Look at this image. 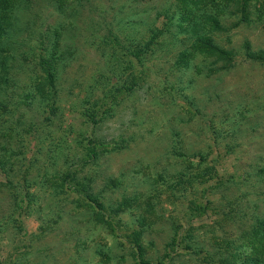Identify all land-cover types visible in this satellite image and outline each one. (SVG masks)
I'll use <instances>...</instances> for the list:
<instances>
[{
  "label": "trees",
  "instance_id": "trees-1",
  "mask_svg": "<svg viewBox=\"0 0 264 264\" xmlns=\"http://www.w3.org/2000/svg\"><path fill=\"white\" fill-rule=\"evenodd\" d=\"M185 1L187 3L182 2L178 14L166 17L162 11L157 10L152 20L148 14L147 28L143 27V23H146L145 13L125 16L120 20L118 17L113 18L108 24L104 22L102 15L99 16L102 23L100 28L104 30L102 36L97 39L110 57L105 55L103 73L89 79L80 98L79 94L71 92L69 83L65 86L67 82L59 75L66 55L63 47L62 17H59L57 24L42 21L40 26H33L31 20L36 14L34 2L37 0H0V235H7V228L10 227L14 231L11 235L15 239L13 243L16 242L18 246L24 241L21 249L13 245L6 260L0 259V263L38 264L37 257L45 254L50 248L49 241L44 240L46 236L49 237L50 232L41 228L40 235L30 236L24 231L22 215L27 209L36 211L43 225L47 223L46 217L56 215V221L61 219L64 224L70 222L74 228L80 226L79 219H84V223L92 225L88 228L89 231L100 227L101 231L107 230L110 235L98 234L84 239L85 241L77 237V244L82 251L92 250L93 255L90 257L98 256L95 264L125 262V257L111 254L114 248L129 250L131 264L172 263L174 258L182 256L179 252L181 250L186 255L204 257L201 264H264V192L255 195L256 201L247 203H243L244 194L237 200L231 198L233 194L230 192L232 187L237 188L239 185H245L246 189H249L248 185L252 183L253 178L262 179L264 167L255 165L254 175H220L214 163L206 166L208 155L193 153L184 148V144L182 148V141L175 139L179 133L172 131L169 139L173 146L170 152L165 153L164 161L168 165L162 174H150L149 178L153 181L150 189L141 196H122V202L116 203L114 210H108L107 207L112 208L114 205L106 204L100 195H103L106 187L114 191L118 186H122L123 182L108 176L103 190L96 193L92 188L91 177H78L83 170L90 167L95 169L105 155L118 149L115 140H108L106 143L97 141L89 133H96L97 128H101L108 118L113 116L123 95L140 89L139 82L144 83L149 73L146 63L150 58L156 55L160 58L165 55L178 56L177 59L169 58L171 60L165 63L172 69L189 71L190 58L208 49L212 54L206 59L213 58L210 63L213 65V73L223 69L221 66L216 67L218 63L227 61L221 60L219 55L231 58L233 48L225 50L218 47L213 43L212 35L223 31L219 17L232 13L230 8L234 7V0ZM248 1L264 8V0ZM87 2L90 1L76 0V4ZM48 5V9L54 11L57 16H66L64 9L68 4L65 1L49 0ZM95 9L90 6V10ZM163 17L171 22L167 31H163L160 26V19ZM209 25L211 28H208ZM179 34L188 36L190 47L172 42L176 41ZM168 40L171 41L169 49L166 45ZM33 55L36 56L31 57ZM249 56L264 62V51ZM111 58H114L113 62H110ZM122 60L128 67H138L135 75H122L125 69ZM120 68L121 75L118 73ZM112 80H115V83ZM69 98L71 101H68L67 105ZM187 107L192 109V102L188 103ZM67 112L76 114V118L80 120L85 119L86 131L81 134L70 123L61 131L60 136L52 137L45 144L48 139L46 132L50 129H62L59 124L63 123ZM56 121L57 128L54 124ZM74 133L75 136L68 139L69 135ZM51 134L55 136V133ZM72 140L77 146L82 145L83 158L79 162L61 163V153L72 147ZM149 170L150 166L143 169L145 174L151 173ZM97 174L98 172L94 171L93 176L97 177ZM13 177H17V181L12 180ZM156 183L160 185L157 186ZM33 189L38 193L35 194ZM222 191L223 201L218 203L213 197ZM162 192L185 206L186 211L183 216L167 225L172 232L169 242L163 245L158 260L151 262L147 260L146 249L147 244L151 248L154 243H147L142 234L147 225L151 228L158 225L156 223L159 218L153 199L160 200ZM251 193L248 192L249 196ZM64 199L70 201L68 208ZM218 206L220 209H228L229 213L238 211L241 216L239 220L233 219V225L227 230L218 229L220 237L215 236L218 232L215 230L208 244L196 236L194 231L198 228H194L192 222ZM134 209L138 211L135 215L140 214L136 221L140 229L127 236L126 240L120 241L116 236L119 224L112 218V214L115 216ZM246 213H251V216ZM142 214H149L150 218L146 220ZM152 217L156 219L153 220ZM183 229L184 234H181ZM74 235L75 233L71 234V237ZM26 238L29 242L41 240L42 247L35 248L26 244ZM180 246L182 248H179ZM209 247L214 249L212 253ZM75 254L79 258L82 257L81 252ZM78 257L71 259V264H85L84 258V261L79 263Z\"/></svg>",
  "mask_w": 264,
  "mask_h": 264
},
{
  "label": "rangeland",
  "instance_id": "rangeland-1",
  "mask_svg": "<svg viewBox=\"0 0 264 264\" xmlns=\"http://www.w3.org/2000/svg\"><path fill=\"white\" fill-rule=\"evenodd\" d=\"M48 1L37 0L34 2L36 14L33 15L31 24L40 26L42 21L57 24L59 17H62L63 47L66 50V55H64L65 60L59 75L67 82L65 86H68L69 83L71 92L79 94L80 98L89 79L103 73L102 66L105 55L110 57L106 49H103L100 40L97 39L102 36L104 30L102 27L100 28L102 23L99 16L102 15L104 22L108 24L113 21V18L118 17L120 20L125 16L136 14L138 16L140 13H145L146 22L148 14H150L151 20L157 10L162 11L166 17L171 16L179 13L182 2L187 3L185 0L181 2L180 0H89L88 4H76V0H63L68 4L64 9L66 16H57L54 11L48 9ZM234 2V7L230 8L232 13L219 17L223 31H217L212 35L213 43L218 47L225 50L233 48L231 58L219 55L221 60H227L226 63L220 62L216 65L217 68L221 66L223 69L215 73L212 72L213 65L210 63L213 58L206 59L212 54L208 49L202 53L194 54L190 58L191 69L189 71L172 69L168 63H165L171 60L169 58L177 59L178 56L167 57L165 55L160 58L159 55H156L146 63L149 73L146 75L144 83L139 82L140 89L132 94L123 95L113 116L108 118L101 128H97L96 133H89L97 141L106 143L113 139L118 146L115 152L105 155L95 169L90 167L78 174V177L83 175L82 177L92 178V188L96 193L103 190V184L108 176L123 182L122 186H118L114 191L106 187L103 195H100L106 204L114 205L112 208L107 207L108 210H114L115 204L122 202V196H141L150 189L153 181L149 175L162 174L163 169L168 165L164 161V156L166 152H170L171 146H173L169 139L172 131L179 133L175 139L182 141V148L185 145L184 148L193 153L208 155L206 166H211L214 163L220 175L229 176L233 173L254 175L255 165L259 168L264 167V62L254 60L249 56V54L264 51V8L248 0L247 2L234 0ZM90 6L96 8L95 11L90 10ZM166 20L165 17L160 19L163 31L169 30L171 24L169 20ZM143 24V27L147 28L148 23ZM129 29L127 28V30ZM187 37L186 34H179L176 41L172 40V42L190 47L191 44ZM170 42V40L167 41V49H169ZM34 56L36 55L31 57ZM113 60L114 58H111L110 62ZM122 62L125 61L122 60ZM124 66L122 74L124 77L133 76L138 71L136 65L128 67L124 63ZM118 71L121 75V68ZM112 82L115 83V80ZM68 101L71 99L67 100V105ZM191 102L192 109L187 107V104ZM65 108L68 110L67 107ZM63 119V123L59 124V128L62 129L55 131L50 129L46 132L48 139L45 144L52 137L60 136L61 131L70 123L81 134L87 129V125L84 124L85 119L76 118V114L67 112ZM54 124L57 128L58 121ZM51 133H55V136ZM75 134L69 135L68 139H71ZM63 152L59 160L61 163L69 164L72 161L79 162L84 154L82 145L77 146L73 140L72 147ZM149 166L151 173L145 174L143 169L149 168ZM94 171L98 172L97 177L93 176ZM17 179V177L12 178L15 181ZM158 183L155 185L159 186ZM248 186L249 189H246L245 185H239L237 188L232 187L230 192L233 196L231 198L238 200L244 194L245 201L243 203L256 201L255 195L264 192V175L262 179L253 178L252 183ZM249 191L252 192L251 196L248 194ZM33 192L38 193L35 189ZM222 193L224 192H219L213 199H216L218 203L223 201ZM161 196L160 200L153 199L159 218L156 223L158 225L152 228L147 225L142 234L147 243L150 241L154 243V247L150 248L144 242L147 244V260L151 262L158 260L163 245L165 242H169L172 232L169 231L167 225L183 216L186 211L185 206L169 197L168 194L162 192ZM69 199L71 200V198ZM69 202L68 199H64L67 208L70 206ZM220 208V206L214 207L192 222L193 227L198 228L194 233L199 237V240L209 244L211 242L209 238L212 237L215 230L218 231L215 236L220 237L218 229L227 230L233 225V219H240L241 214L238 211L234 210L229 213L228 209ZM137 213L138 211L134 209L133 211L120 212L115 216L112 214V218L119 224L116 236L120 241L126 240L127 236L140 229L136 223L140 216V214L135 215ZM246 214L251 216V213ZM142 216L146 220L150 218L149 214H142ZM56 217V215L46 217L47 223L43 225L36 211H27L26 209L22 215L23 228L28 235H40L41 228L50 232L49 237L46 236L44 239L49 241L50 248L45 254L37 257V263L71 264V259L78 257L75 252L77 254L81 252L82 257H78L79 263L84 258L85 264H95L98 261V256L90 257L93 255L92 250H90L91 252L82 251L83 249H80L77 244L78 238L85 241L84 239L92 238L98 234L110 235L107 230L101 231L100 227L89 231L88 228L92 225L84 223V219L82 221L79 219L80 226L74 228L70 222L64 224L61 219L56 221ZM154 218L156 219V217H152L153 220ZM199 225L208 227L199 228ZM6 232L7 235L2 237L0 235V240H3L0 241V259L4 258V261L11 253V247L17 246L16 242L13 243L14 236H11L14 232L13 229L8 227ZM73 233L75 235L71 237ZM181 234H184V229L181 230ZM3 237L8 241H5ZM25 240L26 244L35 248L42 247L41 240H31L30 242L27 238ZM23 244L24 241L19 243L17 248L21 249ZM209 248L212 253L214 249ZM179 252L182 254L180 258H174L172 263L166 264H201L204 260L202 256L186 255L182 250ZM113 253L120 258L125 257L126 261L122 264H131L129 250L123 251L114 248L111 250L112 255Z\"/></svg>",
  "mask_w": 264,
  "mask_h": 264
}]
</instances>
